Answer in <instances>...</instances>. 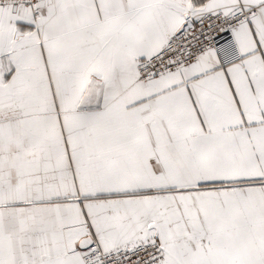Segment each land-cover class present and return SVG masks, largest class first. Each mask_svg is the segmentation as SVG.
<instances>
[{
  "label": "snow or ice",
  "instance_id": "obj_1",
  "mask_svg": "<svg viewBox=\"0 0 264 264\" xmlns=\"http://www.w3.org/2000/svg\"><path fill=\"white\" fill-rule=\"evenodd\" d=\"M0 264H264V0H0Z\"/></svg>",
  "mask_w": 264,
  "mask_h": 264
}]
</instances>
